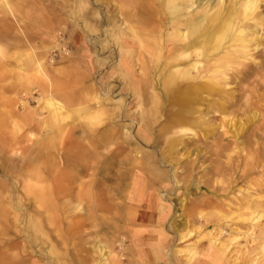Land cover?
<instances>
[{
    "label": "rangeland",
    "instance_id": "374dc122",
    "mask_svg": "<svg viewBox=\"0 0 264 264\" xmlns=\"http://www.w3.org/2000/svg\"><path fill=\"white\" fill-rule=\"evenodd\" d=\"M37 3L48 8L47 11L55 24L52 29L51 42L30 44L35 48V55L42 64L41 72L37 75L40 85L45 83V74L49 72L50 68L55 67L57 70L59 65L72 62L73 47L70 38L75 31L87 40L94 53L96 74L92 81L101 98L102 106L98 114L100 118L92 121L94 122L93 126L89 128L87 120L83 119L85 115H83L68 125L64 138L67 131L88 135L92 131L98 133L111 127L113 129L111 136L114 138L113 142L111 141V151H114L115 155H112V152H110V157L96 155L95 172L89 170L85 174L84 180L90 181L96 177L104 183V178L114 179L113 170L116 167V155L121 152L119 148L132 149L134 157L137 151L142 153L144 150L154 152V156L162 154V151L168 148L166 145L168 139L165 137L162 139L160 135L161 127L165 123V115L168 112L163 113L162 111L164 108L162 94L159 88L155 91L152 88H146V90H138V92L132 85H125L122 73L116 66L119 59V31L115 24L105 23L106 8L103 1L40 0ZM0 4L3 7L10 5L9 8L16 13L18 8L24 5V2L22 0H7V4L1 2ZM25 5H27V1ZM117 9L112 5L109 8L110 15L114 16ZM30 31L33 34V30ZM14 34L12 33L11 36ZM27 47H29L28 44ZM27 47L15 49V46H5L0 49V108L3 110L4 107L8 110L0 112V202L5 201L4 203L7 204L4 206L6 205L5 208L8 210V217H15L19 212L21 213L22 228L27 233L28 239L30 238V241L27 240V244L34 245V249L38 250V259L35 262L30 259L27 264H96V261L100 259L97 246L103 247L102 252L108 258L107 264H116L119 261L120 264H132L126 249L132 241L124 235V232L121 233L119 226L114 233L106 228L99 232L100 228L94 227V222L91 217H88L89 206L87 205L90 202H88V196L83 195L86 188L83 187L82 190L81 185H72L74 176L68 172L70 167L65 160L63 144L60 145V149L56 153L57 164L50 177V183L53 184L54 210L46 212L45 205L39 206L32 201L34 195L29 190V180H27V175L31 172L27 171V169L30 170V166L28 167L25 158L29 151L36 146L34 144L36 142L38 144L44 139V132L37 124L38 121L30 119L32 117L38 120L45 116V113L37 106L36 99L46 96L40 89H34L31 94L28 93L26 90L28 80H23L20 76L21 72L16 70L21 66L27 68L26 71L24 70L26 75L33 72V64L29 57L30 50ZM239 89L235 87L228 90L232 91L231 94L226 95L227 98L216 100L212 109L210 108L204 116L212 127L209 133L201 131L199 127L191 126L195 133L188 132L181 139L186 144L184 156L181 158L178 156L181 153V145H179V149L173 152L174 160L172 162L171 159L168 162L164 161L167 167L160 166L163 171H168L173 167L175 176H167L168 173L164 181H160L158 177L155 179V184H157L155 188L158 190V206H160L159 199L163 194H166L165 198L162 197L164 198L163 203L170 206V214L166 221L154 224L166 238L164 241L165 254L162 256L164 261H161L156 254L155 263L161 261V264H167L168 256L177 261L176 264H179V261L184 262L187 256L185 250L182 254H178L177 249L193 247V243L200 241L210 243L214 239L216 240L215 246L226 247L225 250L223 249V255L228 259L229 264H264V258L261 257L259 251L261 243L264 242V215L252 223L247 220L248 217L256 215V212H252V207L256 204H260L264 211V200L260 197L264 192V71L256 79H251L250 84H245L240 91ZM115 91L117 92L115 93ZM111 93L116 94L114 99ZM155 93L160 94H158V99L155 98ZM230 95L234 96L233 101L230 100ZM219 105L221 106L219 107ZM201 107L204 109L203 106ZM255 111L261 116L252 119L250 115ZM129 120L134 121L133 125ZM221 120L224 123H221ZM17 125L21 130L18 134L13 130ZM98 126L100 127L98 128ZM149 126H151L152 134L149 136L150 141L145 142L138 137V132L145 131ZM29 133L37 135V141L35 138H31ZM88 144L90 142L84 146V150L80 149V154L85 152L88 154L91 148ZM55 145L57 146V144ZM177 161L180 164H176ZM100 180L95 189L97 193H102L105 190L104 186H100ZM195 184L201 187L200 189L198 187L197 192H194ZM123 197L125 198V196L119 195L116 201L108 199V197L103 199L102 209L104 212L99 210V213L101 215L102 212L104 213L103 218L106 223H112L114 216L112 208L108 207L114 202L121 203ZM178 197L185 198L182 217H178L179 211L176 204ZM11 201L20 204L17 211H9L11 208L8 203ZM78 204H80V211L74 212V208ZM228 213H233V215L224 217ZM200 214L205 216L199 218ZM184 218L190 220L189 229L198 230L190 237L179 240L175 235V230L178 228V224L184 221ZM30 220L31 222H29ZM113 224L115 223L113 222ZM34 227L35 229L32 230ZM247 232L249 234H244ZM33 242L35 243L33 244ZM49 248L51 253H48L50 252ZM51 254L53 257L50 256Z\"/></svg>",
    "mask_w": 264,
    "mask_h": 264
},
{
    "label": "bare ground",
    "instance_id": "6f19581e",
    "mask_svg": "<svg viewBox=\"0 0 264 264\" xmlns=\"http://www.w3.org/2000/svg\"><path fill=\"white\" fill-rule=\"evenodd\" d=\"M102 1L106 8L104 13L105 23L115 24L119 31V59L116 66L118 71L122 73L125 85H132L137 91L146 90V88H152L155 91V89L159 88L162 94L161 97L164 101V108H167H162V111L163 113L168 111L165 115V123L162 125L160 133L162 139H164V137L168 139L166 142L167 144L165 143L168 148L163 150L162 154H159V156H154V152L148 150H144L142 153L137 151L135 157L136 166L139 170L136 188L138 191V197L136 199L129 197L130 202L129 204L127 202L125 207V209L128 210L127 205L131 206L134 201L140 203L142 201V196L145 195V209L139 216L141 220H147L149 218L147 210L151 209L150 213L152 215L149 218L150 220L153 219V210L157 207L156 201L158 202L157 196L154 197L158 190L155 188L153 180L158 177L160 181H164L168 173L169 175L167 176H175V169H172L173 167L168 171H163L160 166L167 167L164 161L168 162L169 159H171L172 162L174 160L175 155L173 152L179 149V145H181V153H179L178 156H180L179 158L184 156L186 144L181 140L184 134L188 132L195 133L191 126L199 127L201 131L209 133L212 127L208 124L204 116L209 112L212 105L214 106V102L216 100L227 98L226 95L231 94L232 92L228 91L231 88L236 87V89H243L245 84H250L251 79H256L264 71V0ZM112 5L115 6V9L118 7L114 16L110 15L111 12L109 10ZM29 50L30 61L33 64V72L32 74L30 73L25 76V80H28L29 85L27 92L31 94L34 86L37 85V75L41 72L42 64L36 57L34 48L31 47ZM49 61L51 62L52 60ZM116 92L117 91H115V93ZM158 94L159 93L154 94L156 99H158ZM111 96L114 99L116 94L111 93ZM229 98L232 101L234 100V96L231 97L230 95ZM36 101L37 106L45 113V116L38 120L31 117L30 120L38 121L37 124L43 129L44 139L39 141L40 143L38 144L40 146L36 144V142L34 144L36 146L29 151L25 158L28 167L30 166V170L27 169V171L31 172L27 175V180H29V190L34 195L32 201L39 204V206L42 204L45 205V211L50 212L54 210L55 206L52 197L53 184L50 183V177L55 171L57 164L56 153L59 151L60 145L63 144L67 127L70 123L75 122L85 115L83 119H85V121L87 120L86 123L89 125V128H91L94 123L92 121L99 117L98 114L102 103L101 98L98 95H94L91 96L90 104L76 106L70 109L66 108L62 103L56 100L51 93L46 97L37 98ZM201 106H203L204 109ZM220 106L221 105H219V107ZM3 110L8 111L4 107ZM3 110L0 108V112H4ZM259 115L260 113L255 111L251 113L250 117L254 119ZM129 122L132 123L131 125L134 123V121L131 122L130 120ZM221 123H224V121L221 120ZM99 127L100 126H98V128ZM150 129L151 126L146 128L145 131L140 130L138 132V137L142 138L145 142H149V136L152 134ZM13 130L17 134L21 131L18 125ZM92 132L88 135L79 132V137H82L81 140L84 144L90 142L88 145H90L91 148L88 154L85 152L82 153L83 155H78V153H81L79 151L80 147H78L77 151L79 152L74 156L68 158L65 155L66 162L74 163L76 166L73 171V175L76 179L81 178V166L86 165L87 167H90L91 170L95 168L94 163L97 160L96 155L101 154L110 157L109 153L111 152V147H106L104 144V141L108 140V132L103 133L101 137L99 132ZM29 136L36 140L37 135L34 133H29ZM93 137L95 139H93ZM91 139H93V141H91ZM96 141H98L101 146H105V148L101 147L100 149V147L94 145V142ZM55 144H57V146ZM25 151L28 152L27 150ZM140 153L141 155L138 156ZM98 163L99 162L97 161V164ZM176 164H180V162L177 161ZM169 179L172 181L170 177ZM98 183L99 180L95 177L86 184H79L81 185V189L83 187L86 188L83 195L86 197L88 196L89 198L88 202L90 203L87 205L89 206L87 215L88 217H91L94 222V227L100 228L99 232L106 228L108 231L111 230L114 233L119 226L117 225L118 222L122 220L119 216L121 203H111L108 208H112L114 216L112 217V223H106L103 218L104 211L102 209L105 195L95 191ZM194 186V192H197L201 188L197 184ZM154 192L156 194L153 195L152 193ZM143 193L144 195H142ZM3 194L6 193L3 192ZM121 194L122 193H120V195ZM124 194L123 196H125ZM139 194L141 196H139ZM162 197L165 198L166 194H163ZM162 197L159 199L160 206L157 214L158 221H166L167 216L170 214V206L163 203L164 198ZM14 201L8 203V206L11 208L9 211H17V208H20L18 206L20 204L15 203ZM4 202L5 201L0 202V264H27V261L30 259L35 262L36 259H38L37 257H39V253L38 250L34 249V245L27 244V240L30 238L28 239L27 233L22 228L21 213L19 212L15 217H8L9 213L5 208L7 204ZM6 202L8 201L6 200ZM184 202L185 198L178 197L176 202L179 211L178 217H182L184 213L182 212ZM243 202L246 201L243 200ZM4 204L6 205L4 206ZM79 205L80 204L75 206L74 212L80 211ZM252 208V212H256V215L247 218L251 223L264 215V211H262L263 207H261L260 204H256ZM99 210L103 211H101L102 215L99 213ZM227 215H233V213H228L224 215V217L227 218ZM198 216L199 218H203L205 215L200 214ZM186 218L178 224L179 226L175 230V235L179 240L190 237L192 233H195L196 230H198L195 228L189 229L188 226L190 225V220ZM29 222H31V220ZM113 222L115 224H113ZM103 226L105 227L102 228ZM252 227L254 226L252 225ZM34 229L35 227L32 228V230ZM40 232H42V230ZM244 234L249 233L247 232ZM34 236L36 237V235ZM215 241L216 240L213 239L210 243L215 245ZM34 243L35 242H33V244ZM102 248V246H97V252L99 253L100 259L96 261V264H107L108 262V258L104 256ZM217 248L221 253H224V250L226 249V247H223L222 245ZM184 250L186 252L185 254H187L185 264H192L197 257V251L192 247L187 249H177L176 252L182 254ZM48 251H50V248ZM259 251L261 257L264 258V242L261 243ZM48 253H51V251ZM50 256L53 257L52 254ZM120 263V261L116 262V264Z\"/></svg>",
    "mask_w": 264,
    "mask_h": 264
},
{
    "label": "crops",
    "instance_id": "0c3cea01",
    "mask_svg": "<svg viewBox=\"0 0 264 264\" xmlns=\"http://www.w3.org/2000/svg\"><path fill=\"white\" fill-rule=\"evenodd\" d=\"M22 1L24 2V5L18 8L16 13L9 8L10 5L3 7L0 4V49L2 48V46H15V49H24L27 47V44L29 48H31L30 44L33 42L45 44L52 41V29L55 24L54 20H52L53 18L50 17V13H48L47 11L48 8H44L39 5L37 1L40 0ZM26 1L28 6L25 5ZM0 2L3 4H7V0H0ZM55 21H58L57 18ZM30 30H33V34ZM12 33L15 34L11 36ZM70 39L73 47V63L69 62L68 64H66V66L65 64H61L59 65V68H57V70H55L56 68H50L49 72L45 74V83L40 85L37 78V85L34 86V89L42 90L45 96L51 93L53 97H55L66 108L71 109L76 106L88 105V102H91V96L98 95V90H96V85L93 84L92 81L93 77L96 74V68L94 62V53L90 44L77 31L72 34ZM26 69L21 66L16 69L19 73L21 72L20 76L23 80L26 78L25 76H27V73H24V70L26 71ZM23 75H25L24 78ZM28 88L29 85L27 81L26 90H28ZM112 130L113 129L111 127H107L99 132L100 137L105 132H108L109 134V137L107 138L108 140L104 141L106 147L112 146V142L114 140V138L111 136ZM79 135L80 133L76 134L67 131V134L63 140V145L65 148V154L68 158L74 156L80 151H77L78 147H80L79 149H83L86 145L81 140L82 137H79ZM94 144L100 147V149L101 147L105 148V146H101L98 141H96V143ZM120 151L121 152L116 155L117 162L116 167L113 170L114 179L111 180L104 178V183L102 180L98 179L100 180V186L105 187L104 192L100 193L102 195H105L106 198L108 197V199H112L114 201L118 199L120 193H122L121 195L126 193L125 198L123 197V199L121 200V213L119 216L122 220L118 222V225L121 233L124 232V235L132 241L128 248H126L128 251L130 263L161 264V261H164L162 256L164 255V241L166 240V238L162 235V232L154 226L156 222H164L157 220L159 208L158 202L156 201L157 207H155V209L153 210V219L150 220L149 218L152 215L150 213L151 209L147 210V214L149 217L147 220H141L139 216L140 213L145 209L144 201H146V196L144 195V193L142 194L144 196H142V201L140 203L134 201L131 206L127 205L128 210L125 209L126 203L128 202L129 204L130 202L129 197L133 199H136L138 197V191L136 188L139 170L136 166V157H134L132 149L125 147L120 148ZM113 153L114 151L112 152V155H115V153ZM78 155H80V153H78ZM68 164L70 167V170L68 172L74 174L73 171L76 167L75 164ZM81 168V178L76 179L73 175L74 179H72V185L79 186V184H85L86 181H84V176L91 169H88L86 165L81 166ZM94 169H92L93 172H95ZM153 183L155 184V179L153 180ZM152 194L154 195L156 193L154 192ZM139 196L141 195L139 194ZM155 196H158V192L156 195H154V197ZM260 197L264 200V192L261 193ZM193 244V247L198 254L192 264H229L228 259L224 257L223 253H221L220 250H218L217 246L212 245L211 243H204L203 241L197 243L195 242ZM190 248H192V246ZM156 254L157 257H160L161 261L159 263H155ZM169 258L170 256H168V258L166 259L167 264L177 263V261ZM179 264H185V261H179Z\"/></svg>",
    "mask_w": 264,
    "mask_h": 264
}]
</instances>
